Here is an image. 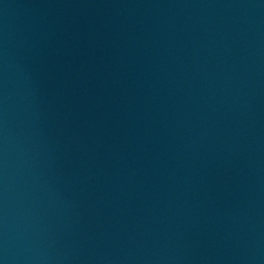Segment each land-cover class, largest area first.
<instances>
[{
    "label": "water",
    "instance_id": "95a60500",
    "mask_svg": "<svg viewBox=\"0 0 264 264\" xmlns=\"http://www.w3.org/2000/svg\"><path fill=\"white\" fill-rule=\"evenodd\" d=\"M0 264H215L115 193L0 139Z\"/></svg>",
    "mask_w": 264,
    "mask_h": 264
}]
</instances>
